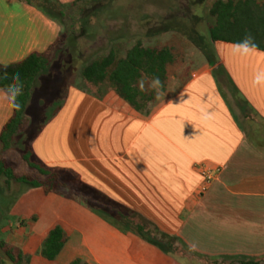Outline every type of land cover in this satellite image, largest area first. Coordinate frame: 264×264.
<instances>
[{"label": "crops", "instance_id": "crops-1", "mask_svg": "<svg viewBox=\"0 0 264 264\" xmlns=\"http://www.w3.org/2000/svg\"><path fill=\"white\" fill-rule=\"evenodd\" d=\"M62 31L38 8L0 0V65L47 52ZM236 45L211 42L214 58L200 51L170 65L162 100L148 112L112 88L89 84L93 90H87L68 78L64 101L49 114L40 111L48 120L32 149L43 165L69 172L96 193L85 198L66 188L48 194L35 188L40 195L34 209L24 203L32 191L23 190L2 229L3 239L28 258L25 264L75 258L90 264H209L196 254L264 259V87L252 83L264 72V51L245 54ZM42 81L36 80L32 94L42 91ZM52 97L46 94L42 105ZM12 113L0 88V133ZM203 168L214 176L204 192ZM125 211L137 214L136 223L144 219L175 238L174 250L123 231L119 212ZM56 226L67 242L48 261L43 242Z\"/></svg>", "mask_w": 264, "mask_h": 264}, {"label": "trees", "instance_id": "trees-1", "mask_svg": "<svg viewBox=\"0 0 264 264\" xmlns=\"http://www.w3.org/2000/svg\"><path fill=\"white\" fill-rule=\"evenodd\" d=\"M21 3L34 6L54 19L64 27L63 21L71 19L69 16L74 8L85 12L84 4L88 0H76L71 4H58L55 0H17ZM209 14L214 18V24L209 26L210 41L238 44L246 36H251L255 49L264 51V1L260 0H215L209 8ZM69 21V27L73 24ZM71 24V25H70ZM61 38L45 53H32L20 63L0 65V88L8 95V89L13 87V78L19 77L21 94L10 101L13 113L0 133V179L5 187L17 183L27 188H43L45 193H52L66 188L76 195L85 198L96 192L87 185L77 181L69 172L49 168L41 163L35 156L32 143L38 135L41 126L30 130V119L26 114L35 82L39 75L50 66ZM176 61L173 48L149 47L142 41L127 51L125 57H118L115 51L102 56L87 65L82 73L86 83L102 88H112L123 100L134 109L148 112L153 107L154 100L158 97L152 88L154 78L161 81L160 94L167 87L168 67ZM159 94V95H160ZM15 105H18L16 107ZM48 120V119H47ZM46 120V121H47ZM44 124V123H43ZM23 140V149L20 150V159L28 171L19 173L18 168L9 159V154L14 150L18 141ZM101 196V200L106 199ZM123 219L121 229L139 235L145 241L168 252L174 250L175 238L160 232L154 225L141 219L136 223L133 218L137 214L125 211L119 212ZM67 236L60 226L51 229L43 242L41 254L44 259L53 261L62 251ZM198 258L206 260L209 264H264V259L246 256H221L211 258L206 255L196 254ZM3 257L13 264H25L28 258L22 250L7 243L0 238V264ZM69 264H90L80 258H75Z\"/></svg>", "mask_w": 264, "mask_h": 264}, {"label": "rangeland", "instance_id": "rangeland-1", "mask_svg": "<svg viewBox=\"0 0 264 264\" xmlns=\"http://www.w3.org/2000/svg\"><path fill=\"white\" fill-rule=\"evenodd\" d=\"M214 1L88 0L83 6L85 12L78 10L79 6L74 8L69 16L71 19L63 21L61 42L50 66L39 75L44 84L42 91L38 88L31 95L26 110L30 119L29 132L32 133L46 122L48 115H43L40 112L42 109L49 114L64 101L68 78L74 76L78 86L93 90L82 76L84 68L112 51L120 58L125 57L139 40L149 47L173 48L176 61L195 59L192 56L200 51L212 58L209 26L214 24V18L210 16L209 8ZM70 20L72 28L69 27ZM61 70L63 77L57 73ZM50 92L53 94L52 99L42 105V99ZM225 92L228 96V92ZM162 94L154 100L153 107L162 100ZM23 146V140L18 141L8 155L19 173L28 171L19 156ZM23 190L32 191L24 198L26 207L36 209L39 205V190L17 183L5 187L3 179H0V238L5 235L2 228L9 219V207ZM3 259V264H13L5 257Z\"/></svg>", "mask_w": 264, "mask_h": 264}, {"label": "clouds", "instance_id": "clouds-1", "mask_svg": "<svg viewBox=\"0 0 264 264\" xmlns=\"http://www.w3.org/2000/svg\"><path fill=\"white\" fill-rule=\"evenodd\" d=\"M237 50L248 53L250 52L254 47L255 44L252 41L251 36H246L240 43H238L236 46ZM253 85L264 87V72L257 73L252 81ZM152 88L156 90L157 96L160 94V88H161V81L159 78H154L152 81ZM21 86L19 84V77L13 78V87H10L8 89L9 97L11 100H14L18 95L21 94ZM18 107V105H15Z\"/></svg>", "mask_w": 264, "mask_h": 264}, {"label": "built area", "instance_id": "built-area-1", "mask_svg": "<svg viewBox=\"0 0 264 264\" xmlns=\"http://www.w3.org/2000/svg\"><path fill=\"white\" fill-rule=\"evenodd\" d=\"M201 173H202L203 177L205 178V183L201 188V191L204 192L207 190L208 184L210 183V181L213 180L214 176H213L212 171L205 169V168H203Z\"/></svg>", "mask_w": 264, "mask_h": 264}]
</instances>
